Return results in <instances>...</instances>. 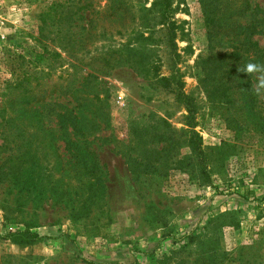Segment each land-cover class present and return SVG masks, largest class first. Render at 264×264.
I'll return each mask as SVG.
<instances>
[{"label":"rangeland","instance_id":"rangeland-1","mask_svg":"<svg viewBox=\"0 0 264 264\" xmlns=\"http://www.w3.org/2000/svg\"><path fill=\"white\" fill-rule=\"evenodd\" d=\"M152 2L0 0V264H264V0Z\"/></svg>","mask_w":264,"mask_h":264},{"label":"trees","instance_id":"trees-1","mask_svg":"<svg viewBox=\"0 0 264 264\" xmlns=\"http://www.w3.org/2000/svg\"><path fill=\"white\" fill-rule=\"evenodd\" d=\"M71 4H73V1H71ZM89 4L82 5L80 8L76 7L74 14H77L78 11L80 10H87L89 8ZM59 8L62 7V5L56 4L53 5V8ZM157 7H160L159 10V16L161 21L164 23L166 26V36H167V41L170 46V49H172V52L176 48L175 44V39H176V27H175V22L172 21L171 19V14H172V9H171V0H153L151 3V7L149 9L144 8L146 13L150 14V11L152 9H156ZM82 18V17H81ZM145 25H148L149 19H144ZM76 26V25H75ZM140 38L143 42H152V39L150 36L144 37L143 35H140ZM136 40V39H134ZM248 48L256 49L257 48V43L256 42H250L248 39ZM75 44V43H74ZM127 50V56L128 57H136L138 52L136 51L135 48H128ZM124 63L131 67L133 70H136V66L140 64V62H137L136 60H125ZM142 66V65H141ZM146 71V70H145ZM160 80H163L161 78ZM97 100V99H96ZM187 111L190 112L189 109ZM78 115H73L71 117V120L67 126L71 127V130L75 134L83 135V130H82V124L81 120L84 119L82 116V112H78ZM186 119L189 120V123L186 124L188 130L184 131V133L188 136V144H190L192 151L197 152L198 154H202V149H201V141L200 137L198 134L194 131L195 124L193 123V118L190 116H186ZM64 128V127H63ZM69 152H71L70 148H67ZM82 150L85 151L86 153V161H85V168H87V174L88 176H93L96 173L97 169V163L94 159V154L89 148L83 144ZM76 158H79L78 155L75 156ZM131 162H136L134 159H129ZM148 161V158H147ZM89 165V167H88ZM149 164L147 163L145 168H148ZM132 172V171H131ZM193 235L187 236L189 240H193ZM9 239L12 243L21 245V246H28L32 245L34 243H37L38 241L41 240V237L37 233L30 232L29 230H24V231H17L12 234H10ZM85 264H94L93 262H87L84 261Z\"/></svg>","mask_w":264,"mask_h":264},{"label":"clouds","instance_id":"clouds-1","mask_svg":"<svg viewBox=\"0 0 264 264\" xmlns=\"http://www.w3.org/2000/svg\"><path fill=\"white\" fill-rule=\"evenodd\" d=\"M257 70H264V65H258L254 63H248L242 70L246 74H252Z\"/></svg>","mask_w":264,"mask_h":264}]
</instances>
